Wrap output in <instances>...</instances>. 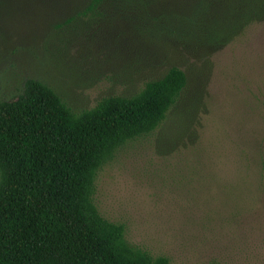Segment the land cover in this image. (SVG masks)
I'll use <instances>...</instances> for the list:
<instances>
[{
	"label": "rangeland",
	"instance_id": "374dc122",
	"mask_svg": "<svg viewBox=\"0 0 264 264\" xmlns=\"http://www.w3.org/2000/svg\"><path fill=\"white\" fill-rule=\"evenodd\" d=\"M89 1L0 0V99L31 77L79 111L181 68L180 98L99 168L93 202L168 264H264V20L236 34L224 0Z\"/></svg>",
	"mask_w": 264,
	"mask_h": 264
},
{
	"label": "trees",
	"instance_id": "16d2710c",
	"mask_svg": "<svg viewBox=\"0 0 264 264\" xmlns=\"http://www.w3.org/2000/svg\"><path fill=\"white\" fill-rule=\"evenodd\" d=\"M263 20L264 0H224L221 30L238 34ZM186 84L185 72L171 66L131 95L74 111L29 77L13 98L0 99V264H168L130 245L124 224L102 216L93 194L99 168L119 146L150 134Z\"/></svg>",
	"mask_w": 264,
	"mask_h": 264
}]
</instances>
